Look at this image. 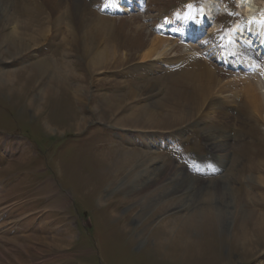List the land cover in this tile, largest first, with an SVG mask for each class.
<instances>
[{
    "label": "rangeland",
    "instance_id": "rangeland-1",
    "mask_svg": "<svg viewBox=\"0 0 264 264\" xmlns=\"http://www.w3.org/2000/svg\"><path fill=\"white\" fill-rule=\"evenodd\" d=\"M81 1L93 16L108 17L93 7L100 0H63L59 9L51 7L54 0H8L7 8L0 7V73L11 74L0 83V264H264V226L251 243L236 242L250 213L264 215V112L248 104L252 91L264 94V81L227 73L201 51L182 69L167 72L164 64L176 63L187 48L155 27L186 0H148L144 12L108 17L109 26L100 30L94 17L82 28L90 19L79 14ZM251 1L257 10L264 4ZM216 2L220 13L226 6L244 12V0ZM27 4L34 7L31 16ZM206 7L212 15L211 2ZM16 16L25 18L24 27ZM234 18L218 20L227 25ZM14 30L35 32L18 56L9 35ZM95 33L98 43L90 41ZM181 33L188 45L197 40ZM212 41L195 45L203 50ZM104 47L107 64L91 72ZM149 48L155 54L144 57ZM44 52L57 58L38 57ZM41 59L56 62L64 80L31 66ZM183 145V152L202 160L218 154L226 171L204 179L188 173L183 161L172 158L188 155L176 153ZM142 166L162 183L123 192L143 181L144 175L134 182ZM164 168L198 181L176 193L183 176L165 181ZM200 185L203 196L180 206ZM167 186L172 193L161 197ZM210 191L221 195L210 199L218 207L229 199L228 218L212 206L214 216L200 219L197 210L205 208Z\"/></svg>",
    "mask_w": 264,
    "mask_h": 264
},
{
    "label": "bare ground",
    "instance_id": "bare-ground-1",
    "mask_svg": "<svg viewBox=\"0 0 264 264\" xmlns=\"http://www.w3.org/2000/svg\"><path fill=\"white\" fill-rule=\"evenodd\" d=\"M6 2L5 4L3 3V4H1V2ZM37 1V0H36ZM39 1V0H38ZM43 1V0H42ZM50 1V0H49ZM67 1V0H66ZM7 3H9L8 2V0H0V7H2V8H4V7H6V5H8ZM51 3V2H50ZM52 3H53V1H52ZM61 3H63V0H60V2H59V0H58V2H56V0H54V4H53V6H51L52 8H55V9H59V8H61V7H64L63 6V4L65 3H63V4H61ZM72 3V2H71ZM36 4H38V3H36ZM78 4V3H77ZM76 4V5H77ZM243 10H244V13H245V15L247 16V17H249V19H250V24H251V26H252V29H251V31H249V32H246L244 29H242L243 28V26H242V28L240 27L239 29H238V32H239V34L238 35H235V38H236V41L237 42H235L234 44H232V49H233V47L236 45V46H238V45H240L241 43L243 44V45H245V44H249L250 43V41H251V39H252V36H255V35H261L262 36V43H263V45H262V47H261V50H263L264 51V9L260 12V10H261V8H258V10H257V8L254 6L255 4H254V2L253 1H251V0H244V2H243ZM40 5V4H39ZM37 6L35 9H39L40 8V6ZM41 5H43V4H41ZM79 5V4H78ZM42 7H44V6H42ZM7 8V7H6ZM206 9V8H205ZM25 12L26 11H29L30 12V15L29 16H31V14L34 12V7H33V5L32 4H27L26 6H25ZM42 10V9H41ZM77 10H78V12H79V14L81 15V14H83V15H85L87 18H88V22H86V23H84L83 25H82V28L84 29V27L83 26H85V24H88V25H90L92 22H91V17H94V18H96V21L93 23V24H95V25H93V26H97V27H99V30L101 29V27L104 29V28H106V27H108L109 26V22H110V18H108V17H102V16H99V17H97V16H93V14L95 15V13L96 12H94L93 13V11L91 10H89L88 8H85V6H84V4H82V1H81V4L79 5V6H77ZM207 10V9H206ZM202 12L200 11V12H198V11H193V10H191L190 12H189V18H199V20H200V25H203L204 24V22L202 21ZM35 15V14H34ZM24 16H26V14L24 13ZM18 19H19V23H20V27H24L25 25H26V23H27V21L25 20V18L24 17H18V16H16ZM186 17V16H185ZM79 18H81V17H79ZM189 18L187 19V21L189 22ZM6 19V18H5ZM32 19V18H31ZM7 20V19H6ZM79 21H80V19H79ZM170 21L171 20H165V22L164 23H166L167 24V26L170 24ZM19 23H18V25H17V27L19 26ZM82 23V22H81ZM87 25V26H88ZM199 25V24H198ZM87 26H86V28H87ZM16 27V28H17ZM44 27V26H43ZM45 28V27H44ZM102 29V30H103ZM42 30V28H40V31ZM106 31V30H105ZM104 31V32H105ZM92 32V31H91ZM102 32V31H101ZM25 32L24 31H22L21 30V32H20V34L19 35H17L18 34V31L17 30H14L13 32H11V33H9V35H14V37H15V41H14V43L12 44V47H13V53H14V55L13 56H18V55H20V54H22L24 51H26L27 49H28V47H26L27 45H29L33 40L29 37V36H32L33 34H35V32H32V33H30V34H28V35H25L24 34ZM94 33V32H93ZM94 36H92L91 37V42H93V43H95L96 41H98V38H97V33H95V34H93ZM96 35V36H95ZM103 35V34H102ZM8 36V35H7ZM240 36V37H239ZM9 37V36H8ZM156 38V37H155ZM8 39V38H7ZM66 39V38H65ZM101 39V38H100ZM157 39V41H159V39H161V38H156ZM242 39V40H241ZM163 40H164V38H163ZM101 41V40H100ZM156 41V42H157ZM161 42H162V39H161ZM164 42H166V40H164L163 41V43ZM170 42V41H169ZM96 43H98V42H96ZM159 44V43H158ZM158 44L157 43H154V42H151V45H153V47H155L156 45L158 46ZM34 45V44H33ZM161 45V44H160ZM159 45V46H160ZM35 46V45H34ZM90 46V45H89ZM92 46V45H91ZM235 46V47H236ZM30 47H32V45L30 46ZM152 47V46H151ZM165 47V46H164ZM24 48H26L25 50H23ZM105 48L106 47H104L103 48V50H102V52L98 55V57H96L91 63H92V65L94 66V69H91V72H95V71H98V70H100V67H101V65L103 64V65H105V64H107V61L109 60V58H107V56H108V54H109V50H105ZM154 48L152 49V48H149L147 51H145V56L144 57H147L149 54H151V53H154ZM156 50V49H155ZM164 50H167V46L164 48ZM155 54V53H154ZM149 57V56H148ZM192 61V60H191ZM191 61H187L186 62V64H189ZM51 64H53L55 67H56V69H54L53 70V68L51 67ZM69 64H67L66 66H68ZM102 65V66H103ZM109 65V64H108ZM31 66H33V67H35L38 71H40L41 72V74H49L50 72H52V75H51V77L52 78H56V79H59L60 81L61 80H64V75L61 73V72H59L60 71V69H57V65H56V62H53V61H51V60H48V59H41V60H35L34 61V64H32ZM207 73V72H206ZM1 74V73H0ZM8 75H11L10 74V72H5V73H3V74H1L0 75V83H6L7 81H8ZM193 75V74H192ZM69 76V75H68ZM199 76H201V73L199 74ZM202 77H204V73H202ZM69 79H70V76L68 77ZM67 78V79H68ZM249 82V81H248ZM215 83V82H214ZM240 83V82H239ZM246 83V82H245ZM254 83V82H253ZM262 82H260V84H261ZM248 85H249V83H248ZM255 85H256V83H255ZM254 85V86H255ZM244 86H247V84L246 85H244ZM243 86V87H244ZM250 86V85H249ZM253 86V85H252ZM205 87H208V86H205ZM209 87H211L210 85H209ZM201 88H202V90H203V86H201ZM245 88V87H244ZM244 88H242V89H244ZM252 88V87H251ZM250 88V89H251ZM256 88V87H255ZM249 89V88H248ZM202 92V91H201ZM248 92V91H247ZM250 92V91H249ZM246 96H248V94H246ZM251 96V95H250ZM252 98L249 100V102H248V104L251 106V110L252 111H255V112H264V94H259V95H255V93H253V91H252V96H251ZM211 133V132H210ZM163 166H166V165H163ZM146 169V167H144V166H142L141 167V169H139V170H137V178L135 179V181L134 182H136V181H138L141 177H143V175L145 176L144 177V179H143V181L142 182H140L139 183V185L138 184H136L135 183V185H132V186H127V187H125V188H123V192H129V193H134V192H136V193H138L137 191H146V190H149V189H151V188H153L156 184H160V183H162V181H163V179H162V177L159 175V179L158 178H155V175H154V172L153 171H149V170H145ZM166 168H164L162 171H166L165 172V174H164V180L165 181H167V180H170V179H172V178H174V177H176L177 176V178L178 179H180V175H182L183 177H182V179L180 180V183L179 184H177V186H176V193H178V192H181V191H187V190H189V189H191L192 187H193V184H194V182H196V181H198L197 179H195V178H192V177H190V176H188V175H183V174H181V173H177V171L176 170H174L173 168H167L166 170H165ZM147 172V174H145ZM200 182V181H199ZM205 187V186H204ZM204 187L203 186H199V188L195 191V192H193V194L192 195H190V196H186V198L185 199H182L181 200V205L180 206H186V205H188L190 202H193L194 200H196L200 195H202L203 196V192H201V191H203L204 190ZM206 188V187H205ZM215 189V188H214ZM211 190V189H210ZM163 193L161 194V197H165V196H168V195H170L171 193H172V189L169 187V186H167L165 189H164V191H162ZM213 192H209V195H210V197L209 198H206V200L208 201H206L207 202V205L205 206V208L204 209H202V210H199V212H198V210H197V213H199V215H200V219H201V217L202 218H207V217H211V216H214L213 214H211V212H212V206L213 207H217L216 208V211L219 213V215L220 216H223L224 214L223 213H225V217L226 218H228L229 216H230V210H229V207L231 206V203H230V201H229V199H225V200H223V202H222V204L220 205V207H218V206H216V205H214L213 204V201H211V200H213L214 198V200H219V199H221V195L219 194V195H214V194H212ZM202 196H201V198H200V200H202ZM217 197V198H216ZM211 199V200H210ZM67 200H68V197H66V196H63V198H62V202H67ZM151 200V201H150ZM149 201V203L147 204V205H144L143 206V208H145V207H147V206H150V205H152L153 204V198L152 199H150ZM203 202V201H202ZM235 202V201H234ZM234 205V204H233ZM201 209V208H200ZM216 213V212H215ZM193 214H195V213H193ZM193 214H190V215H188V216H186L185 218H192L191 216H194ZM223 214V215H222ZM245 214V213H244ZM254 213H250L249 214V220L251 221V223L252 222H254L255 223V226L254 227H252L251 226V223H249V225H246V227L244 226V227H242L241 226V224H240V230H239V232H238V234L236 235V239L238 240H236V242L237 243H241V244H245V243H251L252 242V240L253 239H255L254 237H256V235H255V230L256 229H261L263 226H264V215L263 214H257V215H254ZM197 217V216H196ZM221 219V218H220ZM181 220V219H180ZM227 221V220H226ZM244 221V220H243ZM230 222V221H229ZM248 229V230H247ZM240 244V245H241Z\"/></svg>",
    "mask_w": 264,
    "mask_h": 264
}]
</instances>
